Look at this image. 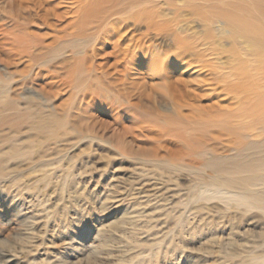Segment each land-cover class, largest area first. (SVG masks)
I'll return each instance as SVG.
<instances>
[{
    "label": "bare ground",
    "instance_id": "1",
    "mask_svg": "<svg viewBox=\"0 0 264 264\" xmlns=\"http://www.w3.org/2000/svg\"><path fill=\"white\" fill-rule=\"evenodd\" d=\"M23 60L16 90L32 85L60 112L67 92H83L75 110L93 118L97 105L109 110L118 143L130 134L155 141L152 153L215 156L205 166L231 186L213 183L264 210V0H0V66ZM107 81L117 88L108 104ZM153 93L174 115L156 108Z\"/></svg>",
    "mask_w": 264,
    "mask_h": 264
},
{
    "label": "rangeland",
    "instance_id": "2",
    "mask_svg": "<svg viewBox=\"0 0 264 264\" xmlns=\"http://www.w3.org/2000/svg\"><path fill=\"white\" fill-rule=\"evenodd\" d=\"M19 65L0 66V119L11 123L0 126V264H264V210L213 183L231 186L205 166L215 156L152 153L155 141L130 134L122 145L109 110H75L83 92H67L60 112L32 85L16 90ZM105 84L108 104L117 88ZM223 145L213 146L233 156Z\"/></svg>",
    "mask_w": 264,
    "mask_h": 264
}]
</instances>
